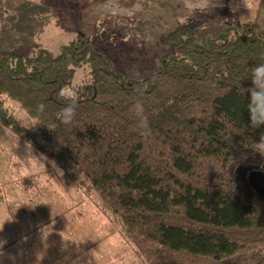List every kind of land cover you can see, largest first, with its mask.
Segmentation results:
<instances>
[{"label": "trees", "instance_id": "16d2710c", "mask_svg": "<svg viewBox=\"0 0 264 264\" xmlns=\"http://www.w3.org/2000/svg\"><path fill=\"white\" fill-rule=\"evenodd\" d=\"M167 37L174 46L158 67L132 79L81 31L58 54L6 53L0 95L38 122L51 158L88 179L99 210L144 264H264V198L248 181L264 173V126L252 128L247 110L252 70L264 63L260 25L229 23L204 40H181L176 27ZM85 64L89 81L73 86ZM62 87L79 94L72 124L58 119ZM137 100L149 137L139 134ZM0 124L41 149L1 101ZM20 183L32 189V175Z\"/></svg>", "mask_w": 264, "mask_h": 264}, {"label": "rangeland", "instance_id": "374dc122", "mask_svg": "<svg viewBox=\"0 0 264 264\" xmlns=\"http://www.w3.org/2000/svg\"><path fill=\"white\" fill-rule=\"evenodd\" d=\"M24 1L0 0V58L6 53L31 56L43 48L58 54L81 31L116 72L132 79L158 67L160 55L174 46L167 36L176 27L181 40L189 35L204 40L226 24L256 21L264 38V0ZM32 17L41 29L10 32ZM20 34L25 37L21 39ZM89 79L88 65H82L74 70L72 85ZM0 101L34 133L41 148L26 144L0 124V223L11 228L7 236L0 230V264L9 252H24L11 264L29 263L25 258L39 255L47 264H55L59 255L70 264H144L99 210V197L88 179L71 163L60 166L48 155L55 150L41 140L38 123L19 105L1 95ZM26 175L33 177L32 189L20 183ZM2 211H10L15 225H27L31 231L37 223L32 215L37 214L43 223L41 231L37 236L26 234L22 241Z\"/></svg>", "mask_w": 264, "mask_h": 264}, {"label": "clouds", "instance_id": "9594fccd", "mask_svg": "<svg viewBox=\"0 0 264 264\" xmlns=\"http://www.w3.org/2000/svg\"><path fill=\"white\" fill-rule=\"evenodd\" d=\"M251 80L252 87L248 89L250 95H248L247 110L250 114V126L252 128H259L264 126V63H260L254 67L251 73ZM57 98L65 103V106L58 114V119L63 124H72L76 116V107L79 100L78 91L74 88L62 87L58 92ZM44 108L45 105L43 103L38 105L39 111L42 112ZM132 110L137 117L139 134L142 137H149L151 135V128L143 103L137 100ZM262 140H264V137H262Z\"/></svg>", "mask_w": 264, "mask_h": 264}, {"label": "crops", "instance_id": "0c3cea01", "mask_svg": "<svg viewBox=\"0 0 264 264\" xmlns=\"http://www.w3.org/2000/svg\"><path fill=\"white\" fill-rule=\"evenodd\" d=\"M31 2V0H25L24 2H26V3H29V2ZM36 3L38 2V0H34ZM36 17L38 16V14L36 13V15H35ZM52 16H56V17H58V15H54V14H52ZM24 17V16H23ZM22 17V18H23ZM36 18H28L27 20H25V21H22V24H23V26H18L17 28H15V25H14V27H12V31H10V32H12V33H14V32H18L21 28H29V29H31V30H34L35 28H39V29H41L42 27H41V25H40V27L39 26H37V25H35V21L36 20H38V19H36ZM19 22V21H18ZM37 22V21H36ZM21 24V23H20ZM41 24L43 25V21H41ZM19 37L21 38V39H23L24 37H25V35H23V34H20L19 35ZM0 215H1V213H0ZM2 215H3V217H4V219L5 220H7L8 222H9V224H10V221L12 222V220H13V215L11 214V212L10 211H7V213L5 212V211H2ZM15 215V214H14ZM34 215L37 217V219L39 220V225L40 226H38V225H36L37 226V229L34 231V229H33V231L36 233V236L39 234V232L41 231V228H42V226H43V223L41 222V220L39 219V216L37 215V214H35L34 213ZM113 224V223H112ZM15 224H14V222H12L11 223V227H13ZM115 225V224H114ZM27 226V225H26ZM116 226V225H115ZM15 228H17V232L20 234V237L22 238V241H23V239H25L26 238V227L25 226H23V225H19V226H17V225H15V227H14V229ZM27 228H28V226H27ZM117 228V227H116ZM0 230L1 231H3V232H5V234H6V236H7V233L8 232H10L11 231V228H9V227H6L5 225H3L2 223H0ZM26 230V231H25ZM117 231H118V233L123 237V235H122V233L118 230V228H117ZM43 234V233H42ZM41 236V235H40ZM123 239L126 241V243L127 244H129V242H127V240L123 237ZM28 246L29 245H27L26 247L28 248ZM129 246L131 247V245L129 244ZM24 247V245H22V248ZM132 248V247H131ZM132 250H133V248H132ZM25 251V250H24ZM134 251V250H133ZM23 254H21V253H19V252H9V253H7L6 254V256H5V258H3V262H2V264H11V262H12V260L13 259H15V258H17L19 255H24V252H22ZM134 253H135V251H134ZM80 254V253H79ZM74 255H75V253H74ZM135 255L137 256V254L135 253ZM20 257H22V256H20ZM39 258H40V255L38 256ZM59 257V260L61 261V263L60 264H70V262L71 261H66V260H63V258H62V256L61 255H59L58 256ZM79 257V256H78ZM19 258V257H18ZM24 258V257H23ZM34 258V259H29L28 257L27 258H25L27 261H29V263L30 264H47L48 263V260H43V259H45L44 257H42V258ZM80 258V257H79ZM139 258V257H138ZM140 259V258H139ZM59 260L57 259L54 263L55 264H59ZM141 260V259H140ZM29 263H26V261H22L21 262V264H29Z\"/></svg>", "mask_w": 264, "mask_h": 264}, {"label": "water", "instance_id": "95a60500", "mask_svg": "<svg viewBox=\"0 0 264 264\" xmlns=\"http://www.w3.org/2000/svg\"><path fill=\"white\" fill-rule=\"evenodd\" d=\"M250 186L264 198V173L259 170H253L248 175Z\"/></svg>", "mask_w": 264, "mask_h": 264}]
</instances>
